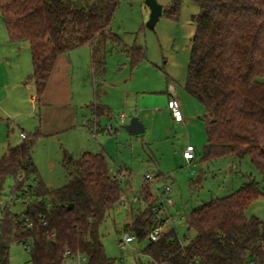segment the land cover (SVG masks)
Returning a JSON list of instances; mask_svg holds the SVG:
<instances>
[{
  "label": "trees",
  "instance_id": "1",
  "mask_svg": "<svg viewBox=\"0 0 264 264\" xmlns=\"http://www.w3.org/2000/svg\"><path fill=\"white\" fill-rule=\"evenodd\" d=\"M120 1L0 0L10 41L29 44L38 102L57 58L76 48L89 46L94 74H104L107 43L123 45L111 30ZM198 2L186 89L204 108L202 161L247 155L264 177V0ZM123 48L133 67L146 57L137 45ZM38 135L42 133L9 146L0 157V180L13 178L26 205L22 213L7 205L2 212L0 264H10L14 242L31 245L32 264H64L67 251L84 255L86 264H114L100 227L119 203L122 186L106 154L86 151L72 159L69 182L52 189L36 177L32 154ZM142 191L148 204L124 225L139 240L149 238L157 224L152 210L157 198L149 185ZM262 194L250 179L189 213L187 224L196 235L187 243L170 229L142 252L159 264H264V222L246 214Z\"/></svg>",
  "mask_w": 264,
  "mask_h": 264
},
{
  "label": "rangeland",
  "instance_id": "2",
  "mask_svg": "<svg viewBox=\"0 0 264 264\" xmlns=\"http://www.w3.org/2000/svg\"><path fill=\"white\" fill-rule=\"evenodd\" d=\"M157 1L163 6V13L154 29L147 26L151 10L145 0L120 1L111 22V30L122 39L123 45L107 43L106 69L104 74H98L96 77L98 80L113 79L125 69L135 77L134 88H147L156 92L157 97H168L171 87L175 86L176 95L184 102L183 108L188 123L177 124L171 110L163 108L162 105L158 107L156 116L151 115L155 121L153 124L147 122L144 133L131 134L123 125L131 121L134 113L116 107L111 117L102 118L111 121L114 126L108 136L113 140L110 139L109 143L106 144L107 136L100 142L89 131L88 137L80 130H72L50 136L38 135L32 154L37 168L36 177L52 189L60 188L69 182L68 172L74 168L72 159H78L86 151L98 153L100 149L105 148L104 152L110 168H113V174L118 173L122 167L119 174L128 175L129 181L120 180L125 202L118 203L100 227L106 253L114 260V264H159L142 252L150 242L149 238L139 240L135 237L122 245L126 232L133 234L124 229L129 216L131 213L137 214L139 209H145L148 204L133 202L134 197L140 193L146 199L142 185L147 173L164 176L163 179L157 176L159 180L154 184L145 182V185L154 188L150 190L157 201V195L162 193L157 191L158 187L166 184L171 188V193L164 196L165 220L162 228L164 231L175 229L184 243L196 235L187 224V216L193 209L211 199L232 193L250 179L258 182L263 194L249 206L246 214L248 217L256 216L264 222V177L253 166L249 156L236 160L225 157L212 162L202 161L207 142L204 108L186 89L188 65L196 31L193 16L200 11L199 2ZM124 45L142 47L146 53L145 59L133 67L129 54L124 51ZM14 48L16 54L9 50ZM30 64L32 66L28 42L16 44L10 41L4 17L0 13V94L7 96L4 101H0V157L5 155L9 146H15L16 143L18 145L26 139L21 135V128L28 133H25L28 138L40 132V116L38 112L31 113L32 104L28 100L31 88L34 89L31 75L23 80L21 94L12 86L17 74L27 69ZM114 99L117 100L116 97ZM96 102L95 93L89 105L94 109ZM7 111L25 113L18 116L22 126L19 127L15 121L9 119L10 116L4 115ZM122 112L127 114V123L120 119ZM34 121L37 122L36 125ZM96 143L99 150L96 149ZM189 144L196 148L194 160L184 159L183 152ZM230 164L236 169L233 167L230 170ZM233 170H237L233 173L234 178L229 174V171ZM34 177L30 179L32 184L36 181ZM15 185L13 178L0 180V225L6 205L16 213H22L25 209L26 205L20 197L21 192L15 189ZM170 198L173 204L169 202ZM30 259L31 255L25 244H11L10 264H32ZM81 264H86V261H81Z\"/></svg>",
  "mask_w": 264,
  "mask_h": 264
},
{
  "label": "crops",
  "instance_id": "3",
  "mask_svg": "<svg viewBox=\"0 0 264 264\" xmlns=\"http://www.w3.org/2000/svg\"><path fill=\"white\" fill-rule=\"evenodd\" d=\"M9 50H11L13 54H16L15 48ZM32 72L33 63L32 66L31 64L28 65L27 69L22 72L18 74L16 72L17 76L12 82V86L16 88V92L22 93L23 80L25 77H29ZM134 81L135 77L132 74H128L125 69H122L120 75L116 78L98 80L91 66V49L86 45L81 46L57 58L46 90L39 102L36 100L35 88H31L28 96V100L32 104L31 113L34 114L38 112L40 116L38 127H40L39 129L42 135L50 136L61 132L80 130L89 137L87 132L89 131L92 136L100 142L107 136V144L110 139L113 140V138H109L108 136H110L112 130H114V126L111 124V121L102 118L105 116L111 117L114 108H121V110L125 108L126 111L134 113V117L137 116L144 124L145 131L147 122L154 123L155 118L153 119L151 115H157L158 107L163 105V108L169 109L168 102L171 93H168V97H157L156 92L147 90V88H134ZM3 86H6V84ZM95 86L97 87L94 90ZM95 93L97 102L95 103L96 106L94 110L89 104L95 97ZM6 97L7 96H3L1 93L0 101H4ZM114 97H116L117 100H115ZM177 98L184 113V102L178 96ZM23 114L25 113L22 111L4 112V115L10 116L9 119L15 121L19 127L22 126L21 124L23 123L18 119V116H23ZM123 123H127V121L124 120ZM186 123H188V119H186L184 113V121L177 122V124ZM36 124L37 122L34 121V125ZM108 125H111V129H107ZM94 126H96L97 130L96 136L93 135ZM22 133L27 132L21 128V135ZM15 145H17V143ZM96 149H100L97 143ZM104 151H106L105 148L100 149V152ZM194 154L192 160L196 158V148ZM231 158L232 160H236L234 157ZM184 159L186 158L184 157ZM233 167L236 169L235 166ZM233 167L230 164V170H232ZM121 169L122 167L120 170ZM110 170L113 171V168H110ZM120 170L117 171L118 174ZM234 172L236 173L237 170L229 171V174H231L233 178L235 176L233 174ZM157 176L162 179L164 178L163 175L162 177L159 174ZM126 180L129 181L128 177ZM143 185H145V182ZM150 188L154 190L152 186ZM132 216L133 214L131 213L126 223L131 220Z\"/></svg>",
  "mask_w": 264,
  "mask_h": 264
},
{
  "label": "built area",
  "instance_id": "4",
  "mask_svg": "<svg viewBox=\"0 0 264 264\" xmlns=\"http://www.w3.org/2000/svg\"><path fill=\"white\" fill-rule=\"evenodd\" d=\"M176 94H177L176 87L172 86L171 87V94H170L168 106H169V109L171 110L172 116L175 119V121L182 122V121H184V113H183L182 107L180 105V102H179ZM119 116H120V119L122 121L126 120V118H127V114L125 112H122ZM93 128H94L93 135L96 136L97 135L96 126H94ZM107 129H111V125H108ZM22 137L26 138V134L22 133ZM194 151H195V147L193 145L189 144L187 146L185 152H184V157L187 160H192L194 158V155H195ZM110 171L113 174V171L112 170H110ZM113 175L115 177H117L119 180L127 179V175L126 174L115 173ZM144 178H145V182L150 183V184H154V183H156L159 180V178L157 176H153L150 173H147ZM157 191L158 192H162V193H161L160 196L157 195L159 200L152 207V210H153L154 215H155V221H156L157 224L154 226L152 232L149 235L150 241H158L163 235V231L164 230L162 228L163 224L161 225V222H163V220H165L163 218V214H164V208L163 207H164V202H165L164 196L169 195L172 190H171V188L168 185L165 184L162 187H158ZM124 202H125L124 197L121 196V199H120L119 203H124ZM133 202L134 203H138V202L143 203V202H146V199L140 193V195L137 194L134 197V201ZM169 202L171 204H173V200L172 199H169ZM135 237L136 236L134 234H130L129 232H126L125 238L122 240L123 241L122 245L124 246V244L126 242L130 241L131 239H133ZM25 247H26V250L28 252H30L31 245L30 244H26ZM78 260H79V262H78ZM81 261H87V258L84 255H82V254L74 255L70 251L66 252V259H65L64 264H81ZM191 264H200V263H199L198 260H193L191 262Z\"/></svg>",
  "mask_w": 264,
  "mask_h": 264
},
{
  "label": "water",
  "instance_id": "5",
  "mask_svg": "<svg viewBox=\"0 0 264 264\" xmlns=\"http://www.w3.org/2000/svg\"><path fill=\"white\" fill-rule=\"evenodd\" d=\"M145 2L151 10L147 26L154 29L163 13V6L157 0H145ZM123 128L131 134H142L145 132V126L137 116L133 117L129 123L123 125Z\"/></svg>",
  "mask_w": 264,
  "mask_h": 264
}]
</instances>
